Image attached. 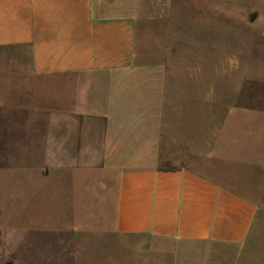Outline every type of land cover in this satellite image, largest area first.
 Segmentation results:
<instances>
[{
  "label": "rangeland",
  "instance_id": "374dc122",
  "mask_svg": "<svg viewBox=\"0 0 264 264\" xmlns=\"http://www.w3.org/2000/svg\"><path fill=\"white\" fill-rule=\"evenodd\" d=\"M133 1L135 92L146 105L148 82L155 81L157 103L185 101L187 114L176 125L189 135H109L106 149L93 135L92 181L77 186L74 198V173L37 176L30 166L43 170L51 161L45 141L19 135L37 126L26 119V105L56 91L42 88L37 97L35 78L17 79L0 94V264H264V197L256 188L260 180L264 185V171L213 155L214 135L232 108L264 109V0ZM12 53L0 49L1 68ZM262 120L254 116L233 135H264ZM230 123L218 135H231ZM143 166L190 167L259 201L249 241L232 246L114 235L119 175Z\"/></svg>",
  "mask_w": 264,
  "mask_h": 264
},
{
  "label": "crops",
  "instance_id": "0c3cea01",
  "mask_svg": "<svg viewBox=\"0 0 264 264\" xmlns=\"http://www.w3.org/2000/svg\"><path fill=\"white\" fill-rule=\"evenodd\" d=\"M135 30L133 0H0V49L13 52L0 67V94L21 77L36 79L37 97L42 88L55 89L50 99L26 105V119L37 126L19 135L45 141L51 161L43 170L30 166L37 176L62 172L70 179L74 173V198L77 186L92 181L93 135L103 138L104 149L109 135H189L176 125L187 114L185 101L157 103L155 81L147 85L152 98L139 101L132 78L138 71L132 67ZM145 106L146 114L140 111ZM254 116L264 117V109L230 110L213 139L221 162L264 171V135H233ZM229 122L231 135H218ZM36 148L30 145L31 152ZM262 181L256 188L264 197ZM259 203L190 167L129 168L118 178L112 233L243 246L257 225Z\"/></svg>",
  "mask_w": 264,
  "mask_h": 264
}]
</instances>
